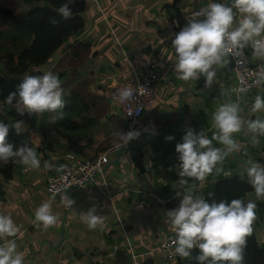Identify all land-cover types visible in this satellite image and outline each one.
Here are the masks:
<instances>
[{
	"label": "crops",
	"instance_id": "crops-1",
	"mask_svg": "<svg viewBox=\"0 0 264 264\" xmlns=\"http://www.w3.org/2000/svg\"><path fill=\"white\" fill-rule=\"evenodd\" d=\"M209 2L223 0H94L87 3L83 11L84 28L75 39L89 41L95 49V55L92 54L89 63L80 69L81 76L93 77L90 89L103 84L107 90L120 71L135 68L145 73L151 63L156 64L157 72L163 75V79L157 85L154 104L132 127L125 121L129 131H138L139 137L127 146L114 145L122 148L121 153L111 152V162L103 173L84 187L65 192L74 201L71 207L62 206V195L59 196L58 202L53 204L57 213L51 209L59 217L56 225L45 229L42 225L37 227L34 222L36 208L47 202L44 192L46 179L34 176L29 166L20 164L17 167L12 182L6 187L4 196L0 197V214L11 216L20 227V232L8 239L16 240L18 251L24 255V264H95L102 258V251H108L110 256L117 248H128L139 259H145L143 255L173 230L165 217L169 199L161 189L168 179L174 177L173 187L181 179L176 144L182 142L188 129L197 134L205 130L211 138L214 132L213 112L223 103L234 102L231 91L233 77L227 65L215 66L216 76L211 86L205 85L204 77L185 82L174 74L176 58L171 39L187 25L189 16ZM246 50L254 61L264 63V60L253 57L250 46ZM257 95L263 96L264 93L253 91L246 95L244 109L247 115L244 120L256 119L249 111ZM109 107V113L118 109ZM260 114V118L264 119L263 112ZM167 121L171 123L159 131L160 124ZM99 125L92 132L97 140L112 131L107 117L101 118ZM168 136L173 139L166 140ZM246 136L252 138L251 134ZM46 138L51 140L52 146H46V151H43L39 150L45 145L40 132L33 135L34 147L42 163L39 169L43 170L45 177V162L50 165L56 163L68 151L65 140L59 135L51 133ZM234 138L239 150L220 165L223 168L221 173L214 172L202 184H196V195H201V188L204 190L209 180L244 171L249 159L260 162L258 156L251 157L254 149L243 150L247 147L242 144L245 140L242 131ZM213 146L222 147L215 141ZM97 148L98 143L86 148L84 156L98 153ZM135 154H142L143 170L135 166L132 158ZM116 158L118 160L114 162ZM185 179L192 182L190 178ZM175 198L176 194L172 199ZM181 199L179 197V203ZM246 199L256 205L264 202V199L256 198L255 192L249 193ZM93 206L101 215L103 224L89 230L81 221L80 213ZM256 210L258 213L257 207ZM258 222L253 224V228L258 240L263 241L264 221L261 219ZM165 226H168L167 230ZM111 231H114L112 235Z\"/></svg>",
	"mask_w": 264,
	"mask_h": 264
},
{
	"label": "clouds",
	"instance_id": "clouds-1",
	"mask_svg": "<svg viewBox=\"0 0 264 264\" xmlns=\"http://www.w3.org/2000/svg\"><path fill=\"white\" fill-rule=\"evenodd\" d=\"M56 11L64 19L72 17L70 2L64 3ZM237 13L239 16L237 17ZM50 23L57 21L53 18ZM252 48L256 59L264 60V0H228L209 2L199 11L188 17V23L175 35L172 48L175 50L174 74L182 81L205 78V85L211 86L216 76L215 66H225L230 49L243 55V49ZM242 63V61H237ZM256 84H264V66L256 73ZM132 88L118 90L121 103L131 101L134 97ZM64 89L59 77L51 71L42 75H24L16 90L5 98L8 105L14 106L17 113L23 116L33 114L56 113L64 108L62 97ZM239 102H226L213 112L211 121L214 129L209 138L205 130L195 133L188 129L177 143L175 150L179 154L178 175L181 177L174 187L176 196L182 197L179 206L168 210L165 214L168 222L176 232L173 242L174 252L182 258L191 257L193 249L199 250L196 260L199 264H243L246 238L253 232V224L257 219L256 203L243 199H232L231 202L212 201L209 203L204 196L196 195V184L206 181L214 172L223 171L220 165L233 152L239 150L234 135L246 126L247 131L255 135H264V119L244 120ZM264 112V97L257 95L251 113ZM132 114V113H131ZM129 114V115H131ZM62 117V113H61ZM23 121L11 124L0 121V163L9 162L38 169L41 165L35 148L26 142L16 146L8 143L10 128L16 135L21 133ZM114 143L120 142L127 146L140 135L138 131L114 132ZM171 140L173 137H165ZM213 141L222 145L214 147ZM247 167L241 173L246 174L248 183L254 189L257 199H264V166L249 159ZM45 168H51L48 162ZM61 165L57 171L63 169ZM190 178L192 182H189ZM62 203L71 207L73 200L65 194ZM35 223L37 227L47 229L57 224L59 217L52 213L51 204L42 203L36 208ZM81 221L89 230H95L103 224L101 215L95 206L80 213ZM20 227L11 216L0 214V264H24V255L18 251L15 237Z\"/></svg>",
	"mask_w": 264,
	"mask_h": 264
},
{
	"label": "trees",
	"instance_id": "trees-1",
	"mask_svg": "<svg viewBox=\"0 0 264 264\" xmlns=\"http://www.w3.org/2000/svg\"><path fill=\"white\" fill-rule=\"evenodd\" d=\"M22 1L28 6L22 12H14L0 4V20L4 26L0 31V37L4 36L15 42L13 46L0 49V108L10 106L7 115L15 121H23L22 124L26 126L19 137L15 129L10 128L6 141L16 146L26 142L33 147L35 144L33 135L39 131L45 143L39 150L46 151V146H52L51 140L46 138V135L55 133L65 140L68 151L80 155H84L86 148L93 147L97 143L98 152L120 144L118 141L114 143L115 138L112 134L129 131L122 112L116 109L113 113H109L110 107L104 96L105 86L94 85L96 89L91 90L93 77L81 76L80 73V69L89 63L91 55H95V49L89 41L75 39L84 28L83 11L87 2L83 0ZM69 2L73 14L71 18L64 19L56 9ZM53 18L57 23H50V19ZM174 39L175 37L171 39V46ZM174 56L176 58L175 50ZM45 71L53 72L62 80L64 108L53 113L54 117L51 119L48 118V112L31 116L27 113L23 116L19 115L14 106L5 102V98L10 92L16 90L24 75H42ZM103 117L109 120L112 131L105 138L97 140L92 136V132L99 128V121ZM0 121L9 123L3 115H0ZM170 123L167 121L160 124L159 131ZM45 158H48V155H45ZM132 158L135 166L143 170L142 154H135ZM19 165L12 162L0 163V197L4 196L5 189L12 182ZM243 172L223 174L215 180H209L202 191V196L209 203L231 202L232 199L237 198L247 203V195L254 192V189L248 183L246 174L241 176ZM173 179L174 177L168 179L161 189L169 199L166 203L168 210L179 206V197L172 199L177 191L173 187ZM257 208L259 209L258 219L254 223L264 220V202L258 203ZM113 233L114 231L110 232L111 235ZM108 253V251H102L100 253L102 258L95 264H133L128 248H117L110 256ZM199 254L198 249H193L191 257L176 260L172 264H199L196 260ZM138 264L162 263L148 257L141 258ZM243 264H264V240H258L254 228L252 234L246 238Z\"/></svg>",
	"mask_w": 264,
	"mask_h": 264
},
{
	"label": "built area",
	"instance_id": "built-area-1",
	"mask_svg": "<svg viewBox=\"0 0 264 264\" xmlns=\"http://www.w3.org/2000/svg\"><path fill=\"white\" fill-rule=\"evenodd\" d=\"M83 1L88 3L94 0ZM237 16H239L238 13ZM226 59L229 61L227 68L233 77L231 85L233 99L234 102H239L242 109L239 114L243 119L247 115L244 109L246 95L253 91L264 93V84L258 85L255 82L256 73L260 71L264 63L254 61L246 48L243 49L242 56L237 55V50L230 49ZM237 61H242V63H237ZM162 79L163 75L157 72V66L154 63L149 65L145 73L139 72L135 68H132L131 71H120L113 79L111 87H108L104 93L106 102L109 106L120 109L125 121L132 127L146 109L154 104L156 88ZM124 87L132 88L134 97L131 101L121 103L118 99V90ZM114 147L117 148L118 146ZM113 148L91 156L66 151L60 161L51 164V168H46V184L44 188L46 201L50 204H55L63 192L84 187L96 176L103 173L111 162L110 154L115 149ZM61 165L64 166L63 169L57 171ZM175 239L176 232L173 229L152 250L146 252L143 256L145 258L150 257L155 261L158 260L162 264H172L174 261L182 259L174 252L173 242ZM129 253L132 263L138 264L140 260L138 255L133 252Z\"/></svg>",
	"mask_w": 264,
	"mask_h": 264
},
{
	"label": "rangeland",
	"instance_id": "rangeland-1",
	"mask_svg": "<svg viewBox=\"0 0 264 264\" xmlns=\"http://www.w3.org/2000/svg\"><path fill=\"white\" fill-rule=\"evenodd\" d=\"M0 4H2V5H4V6H6V7H9L10 9H12L14 12H22L23 10H25L28 6L27 5H25L24 4V2L22 1V0H0ZM4 28V26H3V22L0 20V31L2 30ZM17 33V32H16ZM15 41H18V40H15ZM14 41H11V40H8V39H6V38H4V36H2V37H0V49H3V48H5V47H10V46H13L14 45ZM60 81H62V80H60ZM104 80L101 78V82H103ZM163 82V81H162ZM103 85V84H102ZM104 85H106V84H104ZM264 96V95H263ZM262 96V97H263ZM10 109V106H7V107H5V108H0V115H3L7 120H8V122H9V124H11L12 122H14L15 120H13V119H11V117H9L8 115H7V112H8V110ZM249 110V109H248ZM249 113H251V111H249ZM259 113V114H258ZM258 113H255V114H253V113H251L250 115L251 116H253V117H257V116H259V117H261V112H258ZM263 114H264V112H263ZM52 117H54V114L53 113H49L48 114V118H52ZM26 128V126L24 125V124H22L21 125V133H20V135H22V132L24 131V129ZM16 133V132H15ZM242 133L244 134V136H245V140L243 141V145L245 146V147H247L246 149H244L243 148V150H245V151H247V150H249V149H254V153L253 154H251V157H253V158H255L256 156H258L257 158L259 159V161L261 162V161H263V159H264V137H263V135H255V137H254V134H251V133H249L248 131H247V128H246V126H245V128L242 130ZM249 134H251V139H249V136H246V135H249ZM20 135H17V137H19ZM62 139V138H61ZM64 140V139H63ZM256 141V142H255ZM33 148H35L34 146H33ZM247 154H248V152H247ZM249 156L248 157H250V153L248 154ZM111 157V156H110ZM259 162V163H260ZM262 164H263V162H261ZM42 164V163H41ZM30 171H32V174L34 175V176H38V177H40V178H42V179H46V177H45V174H44V172H43V170L42 169H33V168H31L30 167ZM35 187H36V184H33ZM202 190H203V188H201ZM202 190H201V195H203L202 194ZM11 195H12V193H11ZM62 197L65 195V192H63L62 194ZM62 206H65V204L64 203H62ZM51 209H53V213H57V211L55 210V207H54V205L53 204H51ZM257 211V210H256ZM0 212H2V209H1V207H0ZM257 216H258V213H257ZM258 219V218H257ZM264 221V220H263ZM142 225H143V223H141ZM167 224H168V226H170V223L169 222H167ZM168 226H165V229L167 230V228H168ZM263 226H264V222H263ZM48 232V231H47ZM143 241H144V243L146 244L147 243V241H146V239L144 238L143 239ZM131 244V243H130ZM125 246H127V243H126V245ZM132 246V245H131ZM51 256V254L50 255H47V257H50Z\"/></svg>",
	"mask_w": 264,
	"mask_h": 264
},
{
	"label": "water",
	"instance_id": "water-1",
	"mask_svg": "<svg viewBox=\"0 0 264 264\" xmlns=\"http://www.w3.org/2000/svg\"><path fill=\"white\" fill-rule=\"evenodd\" d=\"M231 0H228V3L230 2ZM121 150L122 148L119 146L117 147V149H114L113 151V154H120L121 153ZM118 159L116 158L114 162H116Z\"/></svg>",
	"mask_w": 264,
	"mask_h": 264
}]
</instances>
